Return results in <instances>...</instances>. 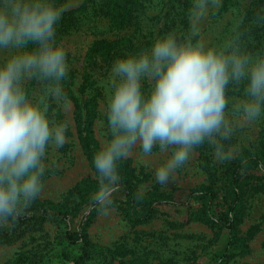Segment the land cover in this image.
I'll return each instance as SVG.
<instances>
[{
	"label": "clouds",
	"instance_id": "9594fccd",
	"mask_svg": "<svg viewBox=\"0 0 264 264\" xmlns=\"http://www.w3.org/2000/svg\"><path fill=\"white\" fill-rule=\"evenodd\" d=\"M221 7L222 0H193L185 37L169 32L113 61L101 83L110 139L93 156L98 187L92 199L101 214L117 191V162L137 146L145 157L154 148L166 154L155 170L165 184L205 143L216 161L234 159L238 146L224 141L264 116V51L247 50L240 21L219 45L197 38L202 21ZM64 10L51 0H0V51L12 53L0 60V224L18 219L38 198L46 152L66 142L67 121L48 115L53 104L65 111L71 105L62 84L66 52L55 39ZM33 79L43 86L34 98L25 88ZM241 84L244 96L233 98L229 109L227 89Z\"/></svg>",
	"mask_w": 264,
	"mask_h": 264
},
{
	"label": "rangeland",
	"instance_id": "374dc122",
	"mask_svg": "<svg viewBox=\"0 0 264 264\" xmlns=\"http://www.w3.org/2000/svg\"><path fill=\"white\" fill-rule=\"evenodd\" d=\"M66 11L78 9L80 0H51ZM205 19L201 30L205 27ZM207 36L202 37L206 43ZM92 36L79 30L62 37L59 45L66 52L69 66L62 81L65 92L74 96L82 107L93 108L90 120L93 153H83L74 120L76 109L71 101L65 111L55 104L49 109V118L67 121L66 142L62 147H49L41 177L42 191L35 199L39 208L65 211L69 214L71 229L85 221L86 235L95 246L113 251L112 264H264V178L258 167H246L240 172L238 190L240 202L232 213L236 220L232 233L219 229L212 222L224 223L231 195L227 187L228 169L237 158L259 149L263 139L264 116L256 122L238 128L226 145H237L238 153L231 161L220 163L214 159L210 145L194 150L190 160L176 169L170 180L158 182L155 170L167 158L154 148L145 157L139 146L130 155L117 162L116 193L106 214H101L92 199L97 190L93 156L103 142L110 139L105 113V90L101 83L110 70L95 72L92 85L81 72L82 56ZM208 44V43H207ZM12 53L0 51V60ZM149 90V85L146 82ZM42 84L33 79L25 88L30 97L38 96ZM84 114L82 111L81 115ZM104 120V126L98 121ZM259 141V142H258ZM205 146V147H204ZM264 148V147H263ZM127 184L131 192V210L140 214L149 201L184 202L190 192L210 189L215 198L208 205L204 197H193L186 205L157 207L146 223L127 221L129 202L121 186ZM34 216V217H33ZM28 224L17 229L11 219L0 224V264H14L17 254L33 264H69L76 255L62 243L64 226L53 215H33ZM32 219V220H31ZM16 230H13V229Z\"/></svg>",
	"mask_w": 264,
	"mask_h": 264
},
{
	"label": "trees",
	"instance_id": "16d2710c",
	"mask_svg": "<svg viewBox=\"0 0 264 264\" xmlns=\"http://www.w3.org/2000/svg\"><path fill=\"white\" fill-rule=\"evenodd\" d=\"M80 2L78 9L63 12L56 24L55 39L59 44L62 37L78 33L79 30L92 36L86 45L80 69V73H92L90 77L84 74L85 80L92 85L91 80L94 73L110 70L115 59L125 58L144 48H150L156 38L169 32H174L179 38L185 37L189 31V12L193 0H80ZM261 16H264V0H222V7L218 12L208 14L205 27L197 38L202 39L207 36L208 46L219 45L231 33L233 25L240 21V31L244 34L242 39L247 50L252 53L264 51V20L259 19ZM34 47H36L34 44L28 45V48ZM142 86L147 93L146 81L142 82ZM226 95L230 100V109L233 98L244 96V85L241 84L238 87L230 85ZM69 99L76 109L74 120L77 124L76 135H78L80 147L83 153L91 156L93 147L90 120L94 115L93 108L87 104L81 107L79 101L72 95ZM82 111L84 114L81 115ZM261 131L264 136V128ZM258 146L257 151L248 152L249 154L235 159L228 169L227 187L231 195L230 205L226 210L228 215L224 216V223L222 221L212 222L228 233H232L236 224L232 213L241 198L238 190L240 171L248 166L258 167L262 169L264 178V137ZM121 187L129 202L126 217L131 224L148 222L155 209L160 206L186 205L193 197H204L209 205L215 198V194L210 189L198 190L190 192L185 201L181 203H172L167 200L149 201L140 214H135L131 210L132 196L129 187L127 184ZM36 205L34 200L18 219H11L17 229L28 224L29 219L35 214L53 215L64 226L62 243L65 247H71L76 251V255L69 259V264H112L113 251L89 242L85 232V221L80 222L76 229H71L70 216L67 212L39 208ZM13 263L33 264L25 260L23 253L17 254Z\"/></svg>",
	"mask_w": 264,
	"mask_h": 264
}]
</instances>
